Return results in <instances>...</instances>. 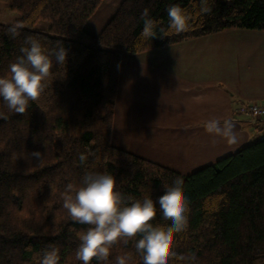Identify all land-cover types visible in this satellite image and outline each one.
<instances>
[{
	"label": "trees",
	"instance_id": "trees-1",
	"mask_svg": "<svg viewBox=\"0 0 264 264\" xmlns=\"http://www.w3.org/2000/svg\"><path fill=\"white\" fill-rule=\"evenodd\" d=\"M0 1L24 25L12 38L10 25L0 24V76L21 55L28 35L50 54L59 42L68 53L64 65L52 55V76L26 113L8 112L0 100V112L7 116L0 119V264H39L51 247L59 250L60 264H81L75 254L88 225L72 221L62 207V193L88 172L113 175L125 197L154 201L165 185L182 177L188 226L176 235L174 250L194 255L190 264H264V139L187 176L111 145L121 54L233 29L264 32V0H209L211 13L203 15L199 0H123L96 36L83 27L102 0ZM173 4L192 14L191 29L160 38L158 28L157 38L141 40L144 9L167 30L166 10ZM37 22L48 23V29L32 30ZM33 151L44 154L42 163L31 158ZM81 153L87 156L84 164ZM153 223L170 221L158 210ZM123 254L131 255V264H143L135 240L113 246L110 264Z\"/></svg>",
	"mask_w": 264,
	"mask_h": 264
},
{
	"label": "crops",
	"instance_id": "crops-1",
	"mask_svg": "<svg viewBox=\"0 0 264 264\" xmlns=\"http://www.w3.org/2000/svg\"><path fill=\"white\" fill-rule=\"evenodd\" d=\"M243 103L264 104L263 31L233 29L121 54L111 145L187 176L264 134V125L235 116ZM210 119H230L238 142L208 135Z\"/></svg>",
	"mask_w": 264,
	"mask_h": 264
},
{
	"label": "clouds",
	"instance_id": "clouds-1",
	"mask_svg": "<svg viewBox=\"0 0 264 264\" xmlns=\"http://www.w3.org/2000/svg\"><path fill=\"white\" fill-rule=\"evenodd\" d=\"M211 10L209 0H199L198 14H210ZM166 11L167 30L159 27L149 10L144 9L141 13V40L157 38L158 28L162 34L160 38L191 29L193 16L186 9L173 4ZM23 27L22 23L10 25L7 33L15 38ZM20 53L9 64L8 73L0 76V100L8 112L16 114L26 113L30 102L38 101L45 91L52 76V55L59 65L66 64L68 55L62 42L50 54L32 35L25 37ZM0 119H7L4 112H0ZM204 130L228 145L238 142L230 119H224L222 123L218 119H210L204 123ZM43 155L40 151L30 153L37 163H42ZM86 160L87 156L81 153L80 163L84 164ZM183 184V178L176 177L171 185H165L163 194L154 201L148 196L143 199L125 197L117 190L115 177L107 172H88L79 184L68 183L62 193V207L72 221L88 225L87 230L79 234L76 260L81 264H92L94 260L97 264H110L113 246L121 241L127 244L129 240H135V249L142 257L143 264H170V261L173 264H190L195 260L194 255H184L174 250L176 235L185 232L188 226ZM158 210L170 224L162 226L153 223ZM131 260L130 254L117 255L114 264H131ZM39 264H60L59 250L51 247L44 251Z\"/></svg>",
	"mask_w": 264,
	"mask_h": 264
},
{
	"label": "rangeland",
	"instance_id": "rangeland-1",
	"mask_svg": "<svg viewBox=\"0 0 264 264\" xmlns=\"http://www.w3.org/2000/svg\"><path fill=\"white\" fill-rule=\"evenodd\" d=\"M123 0H102L95 13L85 22L83 30L91 36L98 35L104 26L113 18ZM20 19L19 15L10 12L0 1V24L13 25ZM49 24L37 22L32 30H47Z\"/></svg>",
	"mask_w": 264,
	"mask_h": 264
},
{
	"label": "built area",
	"instance_id": "built-area-1",
	"mask_svg": "<svg viewBox=\"0 0 264 264\" xmlns=\"http://www.w3.org/2000/svg\"><path fill=\"white\" fill-rule=\"evenodd\" d=\"M235 116L245 117L264 125V104L243 103L234 110ZM264 139V134L260 136V140Z\"/></svg>",
	"mask_w": 264,
	"mask_h": 264
}]
</instances>
